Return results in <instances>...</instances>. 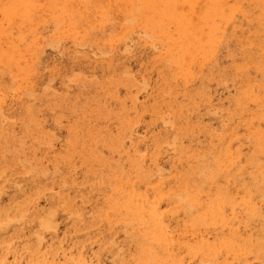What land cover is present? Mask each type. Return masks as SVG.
I'll list each match as a JSON object with an SVG mask.
<instances>
[{
    "label": "rangeland",
    "instance_id": "obj_1",
    "mask_svg": "<svg viewBox=\"0 0 264 264\" xmlns=\"http://www.w3.org/2000/svg\"><path fill=\"white\" fill-rule=\"evenodd\" d=\"M0 264H264V0H0Z\"/></svg>",
    "mask_w": 264,
    "mask_h": 264
},
{
    "label": "bare ground",
    "instance_id": "obj_2",
    "mask_svg": "<svg viewBox=\"0 0 264 264\" xmlns=\"http://www.w3.org/2000/svg\"><path fill=\"white\" fill-rule=\"evenodd\" d=\"M169 73V72H168ZM72 76V75H71ZM69 78V77H68ZM142 78V77H141ZM138 84V83H137ZM101 87V86H100ZM45 89V88H44ZM99 89V88H98ZM129 130V129H128Z\"/></svg>",
    "mask_w": 264,
    "mask_h": 264
}]
</instances>
